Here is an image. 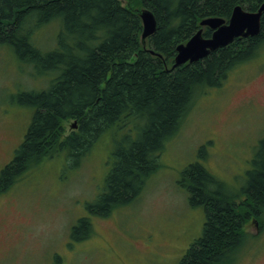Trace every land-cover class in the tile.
Listing matches in <instances>:
<instances>
[{"label":"trees","instance_id":"16d2710c","mask_svg":"<svg viewBox=\"0 0 264 264\" xmlns=\"http://www.w3.org/2000/svg\"><path fill=\"white\" fill-rule=\"evenodd\" d=\"M264 0H0V43L17 58L48 76L46 88L19 93L18 101L34 108L25 137L0 171V193L32 166L67 150L83 158L107 131H124L113 152L114 165L105 189L88 204L90 212L106 216L131 202L146 177L158 167L159 153L175 135L194 97L206 87H218L238 64L264 47V11L257 35L237 37L206 57L174 66L176 48L185 43L208 16L228 20L241 4L257 10ZM139 4L151 9L156 30L142 42ZM136 7V8H135ZM60 25L56 44L43 49L34 33L49 22ZM212 29L203 26L209 37ZM76 129L66 133L64 121ZM141 122L132 135L129 124ZM203 149V147L201 148ZM180 184L192 205L203 206L206 220L180 264H229L245 240L244 225L260 221L264 212V136L256 147L240 192H232L201 162L183 170ZM243 193L244 198L238 201ZM93 232L89 217L73 225L74 239Z\"/></svg>","mask_w":264,"mask_h":264},{"label":"rangeland","instance_id":"374dc122","mask_svg":"<svg viewBox=\"0 0 264 264\" xmlns=\"http://www.w3.org/2000/svg\"><path fill=\"white\" fill-rule=\"evenodd\" d=\"M59 28L57 21L49 22L34 39L43 49L52 48ZM47 85L48 76L0 43V171L22 143L34 112L18 101L19 93ZM73 123L64 121L66 133L76 129ZM139 125L129 124L132 135ZM112 130L83 158L60 151L0 193V264H180L206 220L205 208L192 205L180 184L183 170L199 161L238 193L264 136V47L233 68L220 86L197 93L138 196L101 216L88 204L104 191L114 165L113 152L124 131ZM244 197L241 193L237 200ZM85 216L93 232L74 239L72 227ZM255 220L244 225L245 240L229 264H264V212Z\"/></svg>","mask_w":264,"mask_h":264},{"label":"water","instance_id":"95a60500","mask_svg":"<svg viewBox=\"0 0 264 264\" xmlns=\"http://www.w3.org/2000/svg\"><path fill=\"white\" fill-rule=\"evenodd\" d=\"M264 11V2L257 10H247L241 4L233 8L228 20L219 16H208L200 21L199 28L185 43H180L176 48L174 66L186 62L198 61L206 57L211 51L226 46L237 37L257 35L261 30V17ZM143 23L142 42L145 44L146 37L156 30L157 19L154 12L144 7L140 11ZM203 26L212 29V34L203 35ZM74 128L77 122L74 120ZM256 222V220H255Z\"/></svg>","mask_w":264,"mask_h":264}]
</instances>
